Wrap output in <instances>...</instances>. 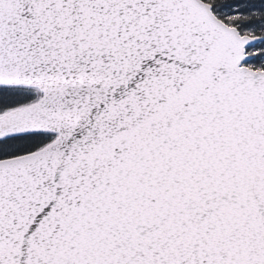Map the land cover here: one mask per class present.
<instances>
[{
    "label": "snow or ice",
    "instance_id": "obj_1",
    "mask_svg": "<svg viewBox=\"0 0 264 264\" xmlns=\"http://www.w3.org/2000/svg\"><path fill=\"white\" fill-rule=\"evenodd\" d=\"M0 264H264V0H0Z\"/></svg>",
    "mask_w": 264,
    "mask_h": 264
}]
</instances>
